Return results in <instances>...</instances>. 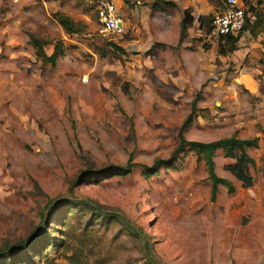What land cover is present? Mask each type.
<instances>
[{
    "label": "rangeland",
    "instance_id": "obj_1",
    "mask_svg": "<svg viewBox=\"0 0 264 264\" xmlns=\"http://www.w3.org/2000/svg\"><path fill=\"white\" fill-rule=\"evenodd\" d=\"M114 1L125 26L111 36L89 0H0V246L36 229L0 264H264V0L244 4L249 23L223 53L209 19L224 0ZM30 36L57 50L53 62ZM195 95L182 136H255L251 185L216 149L215 173L233 190L219 183L211 199L202 161L187 147L171 154ZM169 156L148 175L139 164L95 172ZM50 197L61 203L51 213Z\"/></svg>",
    "mask_w": 264,
    "mask_h": 264
},
{
    "label": "trees",
    "instance_id": "obj_2",
    "mask_svg": "<svg viewBox=\"0 0 264 264\" xmlns=\"http://www.w3.org/2000/svg\"><path fill=\"white\" fill-rule=\"evenodd\" d=\"M162 4H173L172 0H154L153 5L158 6L160 3ZM257 4L262 2V0H255ZM243 3L248 4V9L254 10L253 5H249L248 0H243ZM93 8V5H90ZM245 21L244 25L242 27V30L245 29V27L248 25V17L246 13L245 8ZM262 16L263 12H259L258 10L254 11V20L252 21L255 25L263 24L262 22ZM211 18V17H210ZM192 20V16L189 13V9L185 8L183 10V14L179 20V34H178V41H180L184 34L185 29L187 26L190 25ZM59 23L63 26L65 31L68 32H76L78 31V27L73 24V21H71L67 17H60L58 19ZM210 21V19H209ZM239 32L235 35L228 33L225 34V42L228 44L227 49L226 48H220L219 52L223 53L226 50L231 51L235 48V41L237 40ZM30 42L35 46L36 52L39 56H42V58L53 62L54 57L57 53V50H54L50 55H46L44 51L41 48V41L37 39L34 36H30ZM117 48L120 49L118 45H116ZM195 95L194 99L191 102L190 105V111L187 113L186 117L183 119L182 123L177 129V143L171 152V154H175L179 149H182L183 147H187L188 150H191L197 159L201 160L204 166V169L207 173V177L210 181V198L212 199L214 197L216 187L219 183L223 184L228 192H231L233 190V186L228 182V180L224 177H220L215 173L214 170V160L213 156L216 149H220L223 157L233 158V162L227 163L224 165V167L236 178L240 181L241 186H249L252 183V176L249 172V168L253 165L254 160L253 157L248 153L247 149L249 147H255L257 146V138L255 136L252 137H239L235 134H231L229 136L219 137L213 140L209 141H198V140H186L182 136V128L183 126L190 121L191 117L195 115L196 107L194 105V102L196 100ZM172 157L170 156L166 159H157L153 161L150 165H145L142 163H134L130 159H127L124 164H115V163H109L105 166H103L99 171L95 172H101L104 174V176L113 175V174H125L130 171L132 166L138 165L141 166L144 171L143 173L145 175H148L152 172L156 171V166L159 162L169 163L171 161ZM262 165L264 167V157L262 159ZM60 201L56 198H48L46 202L44 203V207H49L52 205V207L49 209L50 213L57 208L60 205ZM46 220V217L43 215L41 216V221ZM36 233V229L31 230L25 237L20 239L16 244L7 245L4 244L0 246V258L3 257H10L15 253L14 249H11L15 247L16 245L22 243L23 241L29 240L34 234ZM59 240L62 238L61 236L58 237ZM50 240V239H49ZM58 242V241H57ZM56 245V241L54 243ZM56 264V263H53ZM69 264H87L86 262L79 261L78 259H75L71 257L69 259Z\"/></svg>",
    "mask_w": 264,
    "mask_h": 264
},
{
    "label": "built area",
    "instance_id": "obj_3",
    "mask_svg": "<svg viewBox=\"0 0 264 264\" xmlns=\"http://www.w3.org/2000/svg\"><path fill=\"white\" fill-rule=\"evenodd\" d=\"M93 5L97 29L102 34L120 35L124 29V20L116 1L89 0ZM243 0H224L209 21V35L237 34L242 30L245 21Z\"/></svg>",
    "mask_w": 264,
    "mask_h": 264
}]
</instances>
